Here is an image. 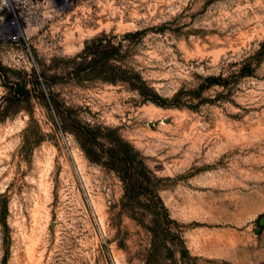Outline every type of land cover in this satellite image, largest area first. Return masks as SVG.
Here are the masks:
<instances>
[{"label":"rangeland","instance_id":"374dc122","mask_svg":"<svg viewBox=\"0 0 264 264\" xmlns=\"http://www.w3.org/2000/svg\"><path fill=\"white\" fill-rule=\"evenodd\" d=\"M26 15L18 40L0 34V64L35 70L75 115L141 151L197 264H264V0H30ZM100 36L182 106L69 77ZM57 122L36 99L0 113V264H145L150 235L123 210L119 177Z\"/></svg>","mask_w":264,"mask_h":264},{"label":"trees","instance_id":"16d2710c","mask_svg":"<svg viewBox=\"0 0 264 264\" xmlns=\"http://www.w3.org/2000/svg\"><path fill=\"white\" fill-rule=\"evenodd\" d=\"M141 33L128 32L123 39ZM108 43L106 36L87 42L82 51L71 59L73 65L67 75L76 81L97 78L114 84H126L138 92L144 102L151 101L163 107L182 106L181 91L171 101L162 97L139 70L125 65L121 43ZM253 71L249 66L242 68L244 75ZM0 78L5 88V94L0 99V113L6 116L22 109L30 111L36 99L56 114L57 124L61 128L75 136L90 162L101 165L119 177L124 189L123 210L150 235L145 264H197L198 258L186 244L181 223L172 217L160 193L165 187V178L156 174L146 162V157L118 128L82 120L72 108L61 103L49 83L44 85V80L35 70L28 73L0 64ZM207 79L209 85L225 86L222 76ZM203 87L204 84L200 89ZM263 216L261 214L257 221Z\"/></svg>","mask_w":264,"mask_h":264},{"label":"built area","instance_id":"2783aa9c","mask_svg":"<svg viewBox=\"0 0 264 264\" xmlns=\"http://www.w3.org/2000/svg\"><path fill=\"white\" fill-rule=\"evenodd\" d=\"M30 0H0V34H7L11 40H18L22 31L21 22H28L26 9Z\"/></svg>","mask_w":264,"mask_h":264},{"label":"bare ground","instance_id":"6f19581e","mask_svg":"<svg viewBox=\"0 0 264 264\" xmlns=\"http://www.w3.org/2000/svg\"><path fill=\"white\" fill-rule=\"evenodd\" d=\"M83 36H84V33H82ZM83 36H80V38L78 39V42L77 43H69L67 46H66V49L68 50H75V49H78L80 47V45H82L83 43Z\"/></svg>","mask_w":264,"mask_h":264}]
</instances>
